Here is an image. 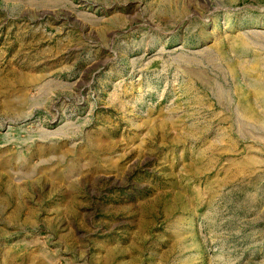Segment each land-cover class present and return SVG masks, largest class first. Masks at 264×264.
<instances>
[{"label": "rangeland", "instance_id": "rangeland-1", "mask_svg": "<svg viewBox=\"0 0 264 264\" xmlns=\"http://www.w3.org/2000/svg\"><path fill=\"white\" fill-rule=\"evenodd\" d=\"M0 264H264V0H0Z\"/></svg>", "mask_w": 264, "mask_h": 264}]
</instances>
